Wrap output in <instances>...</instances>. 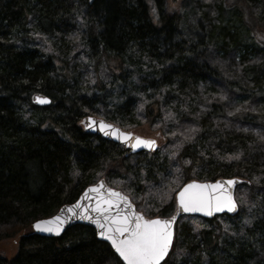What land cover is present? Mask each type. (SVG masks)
Masks as SVG:
<instances>
[{"label":"trees","instance_id":"1","mask_svg":"<svg viewBox=\"0 0 264 264\" xmlns=\"http://www.w3.org/2000/svg\"><path fill=\"white\" fill-rule=\"evenodd\" d=\"M165 1L0 0V241L19 237L0 264H118L93 227L33 229L102 178L162 218L183 184L238 178L236 215L175 220L171 264H264V0H190L182 14ZM34 92L51 103L35 105ZM86 115L159 148L132 153L89 134Z\"/></svg>","mask_w":264,"mask_h":264},{"label":"snow or ice","instance_id":"2","mask_svg":"<svg viewBox=\"0 0 264 264\" xmlns=\"http://www.w3.org/2000/svg\"><path fill=\"white\" fill-rule=\"evenodd\" d=\"M149 2L152 3V0H149ZM176 6V3H172L168 10L171 11ZM180 10L183 11V9ZM152 13L153 19L158 20L159 13L154 4ZM36 35L39 34L36 33ZM35 99L39 103H46L49 100L47 96L39 95ZM169 116H174V114L169 113ZM88 121L90 123L86 124V127L95 126L97 123L92 117H88ZM98 123L101 131L108 130L105 133L106 135L111 134L125 143H130L133 149L141 146L155 147L156 142L153 139L134 136L133 133L121 131L103 120ZM187 131L194 134L196 129L191 128ZM173 135L175 134L173 133ZM191 138V135L185 137L186 140ZM132 139L136 142H131ZM260 139L264 140V137ZM174 147L178 148L179 144L174 145ZM171 155L175 156V152ZM226 158L228 160H239L241 154L237 152ZM185 163L190 162L185 161ZM237 179L231 178L226 181L217 179L214 183H201L191 180L183 184L174 194L177 205L176 211L184 213L201 212L209 216L213 212L225 209L229 212L236 211L238 203L233 198L231 187L237 182ZM82 200H88L89 203L82 204ZM76 211L79 212L82 219L94 220L98 225V234L110 241L115 253H118V264L120 259L125 264H171L170 248L173 247L175 215L167 218H162L159 215L147 217L143 212L135 210L129 196L114 188L107 187L103 180L89 185L81 198L75 202V208L70 206L67 209L69 213ZM254 219V216H248L243 223L251 225ZM64 222L60 215H56L46 220L36 221L34 226L41 231L59 233ZM240 231L241 233L244 232L243 227ZM260 235L264 237V232ZM176 254H183V250H179Z\"/></svg>","mask_w":264,"mask_h":264},{"label":"water","instance_id":"3","mask_svg":"<svg viewBox=\"0 0 264 264\" xmlns=\"http://www.w3.org/2000/svg\"><path fill=\"white\" fill-rule=\"evenodd\" d=\"M93 1H94V0H89L90 3H92ZM37 95H39V96H47V95H45L44 93H41V92H34V93L32 94V96H31V100H32V102H33L35 105H37V106H47V105H49V104L51 103V98L48 97V96H47V97L49 98L48 102H46V103H39V102L35 99V97H36ZM88 117H92V118L97 122V123L95 124V126H87V127L85 126L86 124H89V123H90V122L88 121ZM100 120H103V121H105V122L108 123V124H112V125H114L115 128H118V129H120L121 131L133 133L134 136H140V137H142V138H144V139H153V140H155V142H156L155 147H153V148H148L147 146H141V147H138V148H136V149H133V148L131 147V144H130V143H125V142H123L122 140L117 139L116 136H114V135H111V134H107V135H106L105 133L108 131L107 129H104L103 131H101V127H100V125H99V123H98ZM81 123H82V125H83L84 130H85L87 133H89V134H93V135H97V136H100V137L103 138V139L110 140V141H113V142H115V143L122 144V145H124L125 147L129 148V149L131 150L132 153H138V152L145 151V150H146V151H150V152H152V151L157 150L158 147H159L158 140H157L155 137H147V136L140 135V134H138V133H136V132H134V131H132V130H126V129H124V128H122V127H120V126H118V125H116V124H114V123H112V122H110V121L104 119V118H101V117H97V116H93V115H86V116L82 119V122H81ZM131 142L135 143L136 141H135L134 139H132ZM230 179H231V178H230ZM101 180H103V181L106 183L107 187H111V186L106 182V180H105L104 178H102V179H100V180H98V181H96L95 183H92V184H96V183H98V182L101 181ZM219 180L226 181L227 179H226V178H223V179H219ZM215 181H216V180H207V181H198V182H201V183H204V182H211V183H214ZM239 181H240V180L237 179V182L231 187V192H232V195H233L234 200H236V198H235V190H236V187H237ZM92 184H90V185H92ZM88 187H89V185H88L86 188H88ZM86 188H85V189H86ZM111 188H114V187H111ZM85 189L81 192V194L78 196V198H77L75 201H73V202H71V203H65V204H63V205L58 209V211H57L55 214H53L52 216H50V217H53V216H56V215H60V216H61V219L65 221V222H64V225H63V228L61 229V231H60L59 233L41 231V230L37 229V228L34 226L36 221H38V220H46V219H48V218H50V217H47V218H41V219L36 220V221L33 223V229H34V232L37 233V234H39V235H41V236L53 237V236H59V235H61L65 230H67L68 228H70V227H72V226H74V225L82 224V225H87V226L93 227V228L96 230L97 235L99 236V238L102 239V240H104V241H106V242H108V243L111 245V242H110V241H108L105 237H101V236L98 234V233H99V227H98V225L94 222V220H91V219H82V218L80 217L78 211L73 212V213H69V212H67L68 207L71 206V207H74V208H75V202H76L78 199L81 198L82 194L85 192ZM114 189L117 190V191L123 192V191L120 190V189H117V188H114ZM123 193H124V192H123ZM124 194H125V193H124ZM90 195H91V194H90ZM125 195H127V194H125ZM127 196H128V195H127ZM129 198H130V197H129ZM130 200H131V199H130ZM131 201H132V200H131ZM236 202H237V201H236ZM81 203H82V204H86V203H89V201H88V200H82ZM132 203H133V202H132ZM133 204H134V203H133ZM134 206H135V204H134ZM135 210L138 211L137 208H136V206H135ZM238 211H239V205H238L237 210L234 211V212H229L228 210L225 209V210H223V211L213 212V214L210 215V216L207 215L206 213H201V212L184 213V212H182V211H181V212H176L174 215L176 216V219H177L180 215H182V214H185V215H193V216H200V217H204V218H211V217H213V216L220 215V214H228V215H230V216H234V215H236V214L238 213ZM176 219H175V220H176ZM174 222H175V221H174ZM173 227H174V224H173ZM111 246H112V245H111ZM113 249H114V248H113ZM114 250H115V249H114Z\"/></svg>","mask_w":264,"mask_h":264},{"label":"rangeland","instance_id":"4","mask_svg":"<svg viewBox=\"0 0 264 264\" xmlns=\"http://www.w3.org/2000/svg\"><path fill=\"white\" fill-rule=\"evenodd\" d=\"M172 3H176L177 6L175 9H172L171 11H169L168 8L171 7ZM165 5H166V10L169 13H175V14H182V13L187 12L188 10L191 9L190 0H166ZM180 9H183V11H181ZM229 16H230V14H228L226 11L224 14V17H223V23L225 25L231 24L230 26H234V27H238V28L240 26L242 28V29H240L241 32L244 31L243 32V38H242V45L244 44L245 46H247L246 44H248L249 48L250 47H256L255 46L256 43H253V37L248 34V32L240 24V22L239 21L238 22L233 21L231 18H229ZM188 24L191 26V24L188 22L183 24L184 28L186 29V32H189L190 34L194 33L195 31L191 28L192 26L190 27V26H188ZM245 42H246V44H245ZM134 132H136L140 135H143V136H147V137H155L156 139H158V142L160 141L159 138H157V136H154L150 133H145L143 131H139V132L134 131ZM18 241H19V237H17V236L11 237V238H6V239H3L2 241H0V256L8 257V258L14 257L17 254L18 249H19Z\"/></svg>","mask_w":264,"mask_h":264},{"label":"bare ground","instance_id":"5","mask_svg":"<svg viewBox=\"0 0 264 264\" xmlns=\"http://www.w3.org/2000/svg\"><path fill=\"white\" fill-rule=\"evenodd\" d=\"M111 165V164H110Z\"/></svg>","mask_w":264,"mask_h":264}]
</instances>
